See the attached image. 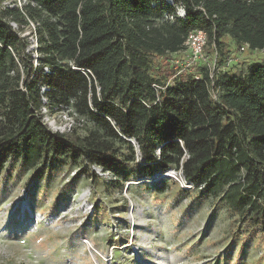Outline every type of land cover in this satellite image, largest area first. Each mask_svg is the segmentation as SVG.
Instances as JSON below:
<instances>
[{
  "label": "trees",
  "instance_id": "16d2710c",
  "mask_svg": "<svg viewBox=\"0 0 264 264\" xmlns=\"http://www.w3.org/2000/svg\"><path fill=\"white\" fill-rule=\"evenodd\" d=\"M2 1L0 171L67 160L121 186L173 169L264 234V63L217 75L199 65L198 77L171 68L172 85L152 73L153 57L183 50L194 28L218 51L225 35L264 50V0ZM43 107L90 127L52 130Z\"/></svg>",
  "mask_w": 264,
  "mask_h": 264
},
{
  "label": "rangeland",
  "instance_id": "374dc122",
  "mask_svg": "<svg viewBox=\"0 0 264 264\" xmlns=\"http://www.w3.org/2000/svg\"><path fill=\"white\" fill-rule=\"evenodd\" d=\"M29 25L22 34L33 30ZM222 39L219 51L205 45L214 75L264 63V50L241 52L229 36ZM184 51L154 56L152 73L174 84L172 60L183 58ZM42 112L48 127L63 128L65 114L79 127L78 135L90 127L65 111ZM78 169L67 160L4 164L0 264H264L260 229L239 222L220 199L182 186L180 171L137 175L119 186L112 173L95 170L100 177L91 181Z\"/></svg>",
  "mask_w": 264,
  "mask_h": 264
},
{
  "label": "built area",
  "instance_id": "2783aa9c",
  "mask_svg": "<svg viewBox=\"0 0 264 264\" xmlns=\"http://www.w3.org/2000/svg\"><path fill=\"white\" fill-rule=\"evenodd\" d=\"M23 2V0H22ZM19 1L18 4L16 3H11L8 0H3L2 1V5H7V6H12V5H18L20 6V4L22 3ZM185 11L184 8L182 6H178L176 9V14L178 16H182L184 15ZM167 18H169L170 20H172L174 18L173 15H169L167 16ZM12 24L15 26L16 24H14L12 22ZM206 39H207V35H206V31L200 29V28H194L190 31V33L188 34L186 40L184 41L183 46H185V56L181 59L178 58H174V60H172V62L174 63V68H175V74H179V73H189V72H194L195 73V77L199 76V73H197L195 70V67L199 66V65H208L210 68V71H214V65L212 66V64L207 61V56L205 54V48H206ZM32 48H34L36 46L35 43V39L32 38ZM31 46V45H30ZM249 47L246 44H241L240 46V50L241 52L244 51H248ZM194 69V70H193ZM42 110H46L44 107L41 109V113L43 114V118H44V112H42ZM62 111V110H61ZM66 112V111H65ZM65 118H66V123L65 126L63 128L60 127H56V126H50L52 130L55 131H59V132H69L72 127H74V122L71 121L70 117L67 116L65 114ZM74 121V119H73ZM97 171H101L99 169H96ZM101 173H105V172H101ZM182 177V176H181ZM182 183L185 185H182L184 187H187L189 185L190 187H196L194 184H191L189 182H186L184 180V178H182ZM201 188V187H198Z\"/></svg>",
  "mask_w": 264,
  "mask_h": 264
},
{
  "label": "water",
  "instance_id": "95a60500",
  "mask_svg": "<svg viewBox=\"0 0 264 264\" xmlns=\"http://www.w3.org/2000/svg\"><path fill=\"white\" fill-rule=\"evenodd\" d=\"M173 171L174 174H176V171L171 169ZM164 176H169V174L167 173V171L165 172Z\"/></svg>",
  "mask_w": 264,
  "mask_h": 264
},
{
  "label": "bare ground",
  "instance_id": "6f19581e",
  "mask_svg": "<svg viewBox=\"0 0 264 264\" xmlns=\"http://www.w3.org/2000/svg\"><path fill=\"white\" fill-rule=\"evenodd\" d=\"M171 172V174H174L172 170H168L167 173ZM89 242V241H88ZM87 244V243H86Z\"/></svg>",
  "mask_w": 264,
  "mask_h": 264
},
{
  "label": "clouds",
  "instance_id": "9594fccd",
  "mask_svg": "<svg viewBox=\"0 0 264 264\" xmlns=\"http://www.w3.org/2000/svg\"><path fill=\"white\" fill-rule=\"evenodd\" d=\"M158 175V174H157Z\"/></svg>",
  "mask_w": 264,
  "mask_h": 264
}]
</instances>
